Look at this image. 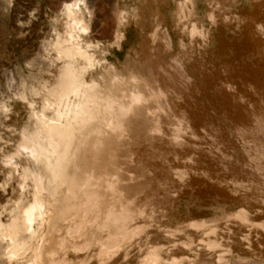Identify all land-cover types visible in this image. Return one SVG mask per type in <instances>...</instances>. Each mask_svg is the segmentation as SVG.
I'll list each match as a JSON object with an SVG mask.
<instances>
[{
	"label": "rangeland",
	"instance_id": "1",
	"mask_svg": "<svg viewBox=\"0 0 264 264\" xmlns=\"http://www.w3.org/2000/svg\"><path fill=\"white\" fill-rule=\"evenodd\" d=\"M71 1L0 0V93L7 70L51 82L48 44ZM82 1L84 39L104 51L85 95L96 99L49 191V223L0 264H264V0ZM14 105L0 126L2 222L20 194L2 156L29 125Z\"/></svg>",
	"mask_w": 264,
	"mask_h": 264
},
{
	"label": "bare ground",
	"instance_id": "2",
	"mask_svg": "<svg viewBox=\"0 0 264 264\" xmlns=\"http://www.w3.org/2000/svg\"><path fill=\"white\" fill-rule=\"evenodd\" d=\"M80 6L84 9L82 0H72L71 3L62 5V32L56 33L52 30L54 36L48 44V50L52 52L53 57L47 64L49 67L56 66V74L51 82L41 80L37 82V87H34L32 82L36 80L35 77L28 78L27 82L18 83L15 81L12 70L4 73L7 80L5 91L0 93V126L10 121L8 115H17L14 110L16 109L15 100L28 110L27 120L29 121V125L19 130L14 151L9 155H3L1 162L3 167H8L14 173L20 191L14 208L8 211V221L2 222L0 219V243L3 242L5 245L1 248L0 255L8 261L22 258L31 249V245L23 240V236L33 233V225L37 221L43 223L44 226L49 223L52 213V197L48 196L49 191L56 187V181L61 176V167L70 155L73 142L79 138L81 123L86 111L84 106L91 101L95 102L96 98H88L85 95L87 92L93 93L94 91L93 94L96 96V89L100 86L99 76L96 75L99 74V67L103 63L104 51L100 45L84 39L89 27L81 15ZM43 62L45 60L39 63ZM90 72H95V75L86 80L85 76ZM105 97L102 99H106ZM2 127L7 130L4 124ZM15 156H21L25 164L18 168L12 163ZM31 163H36L38 168H45L49 178L47 184L39 174L40 170L36 172ZM9 176L10 172L7 173V177ZM26 181L30 184L29 200H25L21 194L24 188H27ZM3 211V207L0 206V217ZM56 214L57 212L55 216ZM62 214L58 215L61 217ZM43 230L44 228L39 233L36 232L33 237L40 240L44 233ZM37 260L34 259L27 264H37ZM143 264H159V260L149 256Z\"/></svg>",
	"mask_w": 264,
	"mask_h": 264
}]
</instances>
